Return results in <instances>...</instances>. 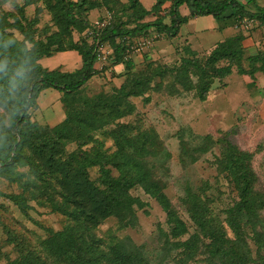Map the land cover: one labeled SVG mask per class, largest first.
I'll return each instance as SVG.
<instances>
[{
    "label": "rangeland",
    "instance_id": "rangeland-1",
    "mask_svg": "<svg viewBox=\"0 0 264 264\" xmlns=\"http://www.w3.org/2000/svg\"><path fill=\"white\" fill-rule=\"evenodd\" d=\"M58 1L0 0L1 25H8L4 31L13 39L15 49L6 44L5 51L12 50L19 60L20 52L31 46L20 28L35 45L56 37L62 42L71 39L90 45L86 29L76 22L68 24ZM138 1L141 7L150 8L155 0ZM238 1L251 10L264 5V0ZM87 3L73 11L74 18L82 19L87 27L105 14L109 15L108 23L118 19L126 28L163 16L153 12L135 20L132 13L138 9L129 8L126 0ZM90 6L95 11L88 16ZM229 26L232 32L227 37L242 35L235 44L242 50L240 66L248 69L245 57L256 51L264 53V22L236 18ZM186 28L191 30V26ZM153 32L149 29L145 35ZM217 33H204L200 48L186 43L182 36L166 38L159 34L140 52V61L133 62L128 71L122 70L121 83L114 82L109 73L95 72L63 98L51 88L35 93V105L27 108L25 117L26 122L38 126V137L63 120L67 107L81 112L75 120L85 132V142L80 146L73 141L59 143L55 149L58 161L71 154L79 156L84 150L105 157L103 167L113 177L118 174L116 165L136 179L140 173H147V182L156 185L165 203L135 182L127 190L134 202L123 221L109 216L92 226L75 220L74 204L64 201L59 174L50 173L44 166L32 148L35 137L28 135L29 141L19 150L15 164L0 167V193L19 195L25 203L22 211L0 194V264H64L61 256H55V243H50L59 240L53 235L57 231L80 235L81 248L88 242L94 247L97 244L95 255L100 264H106L108 247L116 240H124L126 250L139 245L150 264H231L223 250L245 255L246 262L239 264L258 263L264 255V71L256 64L251 74H240L231 63L227 75L211 77L210 68L201 72L189 64L186 59H203L214 47L207 46ZM227 64L222 59L213 66ZM204 83H209V88L200 100L197 92ZM130 91L137 95H124ZM18 97L17 86L1 76L0 159L9 153L8 145L16 136L12 122ZM42 99L49 102L42 105ZM227 144L234 152L251 153L244 164L253 190V219H242L239 232L227 222L230 209L239 200L234 177L224 163L230 158ZM82 164L80 158L73 160L77 168L84 167ZM84 168L88 180L100 187L95 180L99 167ZM193 216L200 220L195 222ZM176 224L173 237L170 230ZM216 230L228 240L219 244L221 248L210 245ZM167 239L190 240L185 246L166 250ZM84 254L87 264H95L94 254Z\"/></svg>",
    "mask_w": 264,
    "mask_h": 264
},
{
    "label": "trees",
    "instance_id": "trees-1",
    "mask_svg": "<svg viewBox=\"0 0 264 264\" xmlns=\"http://www.w3.org/2000/svg\"><path fill=\"white\" fill-rule=\"evenodd\" d=\"M129 8L138 9L132 13L135 20H140L142 17L155 12L158 15L160 6L165 0H155L152 6L146 10L141 7L138 0H126ZM249 0L246 1V4ZM62 8V16L67 19L68 24L76 22L82 25V30L88 28L87 24L82 19H76L73 16V11H77L80 7L88 4L87 2H96L90 0H59ZM185 5L189 14L182 16L179 14L178 8ZM92 8V6H90ZM210 15L216 20L249 18L264 22V5L256 6L255 9H250L239 3L238 0H219L212 2L210 0H171L167 11L162 17H155L151 21L136 23L133 27L126 28L123 21L117 19L108 23L99 32L98 36L88 35L91 38V44L77 43L68 39L59 41L58 38L49 40L45 44L35 45L32 39L28 37L23 29L20 31L24 35V40L31 42L29 49H24L20 52L19 60L13 53L15 49L13 39L4 31L8 25H1L0 20V78L3 76L10 83L16 85L19 90V97L15 107V116L13 117L12 127L16 129V136L8 145V154L0 159L1 168H11L17 161V154L25 142L29 141V136L35 137L32 142V148L36 155L43 159L44 166L50 173L59 174L60 185L64 191V201L74 204L72 218L75 220H83L84 224L96 225L102 219L115 216L119 221H123L126 214L130 211L131 205L134 202L128 194L127 190L135 182L141 183L143 189L151 196L155 197L160 202L165 203L163 195L155 188V184L147 182V173H140L137 179L132 175L124 172L120 166H115L118 170L116 176H111L109 170L104 168V158L98 154H88L82 150L79 156L69 155L65 161L57 160V145L63 141L75 142L80 146L85 142V132L82 131L80 125L75 120L81 112H76L67 107L64 118L59 123L55 124L49 132H44L41 136L36 135L38 126L34 123L26 122L25 113L27 108L34 106L35 93L40 88H51L61 93L62 98L67 94L73 93L85 80H87L94 70L92 64L94 62V42L107 43L113 52L112 60L122 61L125 64V70L131 68L130 59L122 60L121 52L124 49L123 37H134L145 35L149 29L164 35L166 38L176 36L179 27L184 23L188 16H203ZM167 19V23L163 22ZM21 26V25H19ZM242 35L227 37V41L217 42L215 46L203 57V59L189 58L186 61L197 67L201 72L206 68H210L211 77H221L229 73V64H235L236 69L240 74H251L256 67L264 71V53L256 51L253 54H248L245 60L248 63V69H243L239 61L242 58V50L235 43L240 42ZM11 44L12 50L5 51L4 45ZM66 50L76 51L81 58V66L79 69L71 72L59 71L57 69L46 70L37 64V60L43 56H50L54 52H62ZM222 59L227 60L225 66L215 67L213 64ZM31 68V70H30ZM8 72V74H6ZM209 88V83H204L198 89L197 95L200 100H203L206 91ZM120 86L116 92H121ZM124 95H137L135 91L125 92ZM130 108V105H129ZM73 118L71 119V115ZM119 115V114H117ZM89 120V118L87 119ZM25 123L24 126L20 125ZM22 126V127H20ZM91 130V129H89ZM230 158H227L224 163L225 167L230 170L236 182L237 194L239 200L235 202L234 209H230V214L227 217V222L236 232L241 230V220L246 219L251 222L253 219L252 208L250 203L252 200L251 181L248 177L249 170L245 167V161L250 159L249 152H234L231 145L227 144ZM80 158L83 164L81 166L99 167L100 175L95 179L99 186L93 184V181L88 180L85 168H77L73 165V160ZM146 182L149 184H146ZM2 194V193H0ZM7 200L23 211L25 203L22 197L14 194H2ZM198 201V200H197ZM200 203V201H198ZM201 205V203H200ZM192 220L198 222L200 218L193 216ZM178 224L171 228V236L175 237ZM215 236L210 239L214 248H221L219 244L228 243V240L223 238L218 230ZM54 237L59 240H52L50 243H55L56 257L61 256L64 264H87L89 262L84 251L92 254L98 253L97 244L95 247L92 243L85 244L84 248L80 247L78 237L67 231H57L53 233ZM190 239L184 241L165 240L164 247L174 249L176 247L185 246ZM124 240H116L114 244L108 247L105 257L106 264H150L149 260L142 252L139 245H131L129 250L125 249ZM223 255L229 254L231 264H239L241 260L246 262V256L236 250L222 251ZM95 264H100L99 259L95 255ZM156 264H160L159 261ZM257 264H264V255L259 258Z\"/></svg>",
    "mask_w": 264,
    "mask_h": 264
},
{
    "label": "crops",
    "instance_id": "crops-1",
    "mask_svg": "<svg viewBox=\"0 0 264 264\" xmlns=\"http://www.w3.org/2000/svg\"><path fill=\"white\" fill-rule=\"evenodd\" d=\"M170 1L171 0H165L161 4L160 11H158V14H163V15L165 14L170 4ZM144 9L148 10L149 8H144ZM94 11H95V8H91L88 11V14H89L88 16L93 15ZM178 11H179V14L182 16H187L189 14V10L185 5L179 6ZM233 20L234 19L232 18L224 19V20H216L210 15L188 16L186 21L182 23L181 26L179 27V30L176 36L177 37L182 36L183 40L186 43L192 42L194 43L195 47L200 48L203 46L201 39L204 36V33L217 31L218 32L217 35L214 36V39L211 42H209V45L204 44V46L208 45L207 47H210L211 45L215 46L217 42H221L223 41L224 38L231 35L232 31L229 25L232 23ZM186 25L191 26V30H188L186 28ZM142 36H134V37H130L129 39L135 40ZM209 37H205V38H209ZM122 54H123V51L121 52V55ZM141 57L142 55L140 53L132 54L130 56L129 63L133 65L134 64L133 62L140 61ZM37 64L41 68H44L46 70L57 69L59 71L71 72V71H75L80 68L81 58H80V55L76 51L66 50L62 52H56L50 56H43L37 60ZM92 67H93L94 72H99V73L101 72L102 74L109 73L110 75H112V80H114V82L121 83L122 77L120 75H121L122 70L125 69V64L121 60L115 61V62L113 60L111 61L107 60L104 63H98L94 61L92 64ZM54 94L56 93L54 92ZM46 102L48 103L49 99L48 100L42 99L41 104L42 105L47 104Z\"/></svg>",
    "mask_w": 264,
    "mask_h": 264
},
{
    "label": "built area",
    "instance_id": "built-area-1",
    "mask_svg": "<svg viewBox=\"0 0 264 264\" xmlns=\"http://www.w3.org/2000/svg\"><path fill=\"white\" fill-rule=\"evenodd\" d=\"M90 1H97V0H90ZM108 14H105L102 18L99 20H95L92 22V24L86 28V32L88 35H95L98 36L99 32L108 24ZM162 35V34H161ZM159 36V33L153 32L151 36L149 35H143L142 37H139L133 42H129L130 40L127 37H123L122 41L124 44L123 54H122V60L125 61L127 59H130V56L132 54L140 53L143 49L148 48L152 43L153 39H156ZM94 61L98 63H104L107 60H112L113 58V52L111 47L104 42H100L98 40H95L94 42Z\"/></svg>",
    "mask_w": 264,
    "mask_h": 264
}]
</instances>
